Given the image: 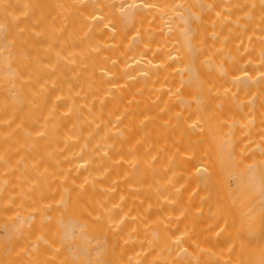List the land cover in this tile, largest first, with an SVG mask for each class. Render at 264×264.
<instances>
[{"label": "bare ground", "instance_id": "obj_1", "mask_svg": "<svg viewBox=\"0 0 264 264\" xmlns=\"http://www.w3.org/2000/svg\"><path fill=\"white\" fill-rule=\"evenodd\" d=\"M0 264H264V0H0Z\"/></svg>", "mask_w": 264, "mask_h": 264}, {"label": "rangeland", "instance_id": "obj_2", "mask_svg": "<svg viewBox=\"0 0 264 264\" xmlns=\"http://www.w3.org/2000/svg\"><path fill=\"white\" fill-rule=\"evenodd\" d=\"M11 58V57H10ZM10 58H9V60H10Z\"/></svg>", "mask_w": 264, "mask_h": 264}]
</instances>
